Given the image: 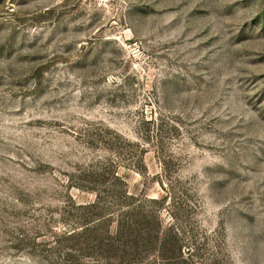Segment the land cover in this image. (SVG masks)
<instances>
[{
    "label": "rangeland",
    "instance_id": "374dc122",
    "mask_svg": "<svg viewBox=\"0 0 264 264\" xmlns=\"http://www.w3.org/2000/svg\"><path fill=\"white\" fill-rule=\"evenodd\" d=\"M102 166L198 264H264V0H0V264H71Z\"/></svg>",
    "mask_w": 264,
    "mask_h": 264
},
{
    "label": "trees",
    "instance_id": "16d2710c",
    "mask_svg": "<svg viewBox=\"0 0 264 264\" xmlns=\"http://www.w3.org/2000/svg\"><path fill=\"white\" fill-rule=\"evenodd\" d=\"M109 176L116 184H107ZM84 179L90 184L78 187L93 191L96 199L79 205V209L92 215L82 213L79 228L63 231L57 241L59 245L69 242L64 256L71 264H83L77 261L76 253L100 256L104 264H198L194 243L186 239L183 225L176 223L178 216L173 214L176 220L167 226L160 213L153 210L154 204L162 203L164 198L142 200L128 195L126 182L113 168L98 167ZM98 184L104 186L103 190ZM123 202L128 206L126 211L121 209ZM113 225L115 230L111 229Z\"/></svg>",
    "mask_w": 264,
    "mask_h": 264
}]
</instances>
